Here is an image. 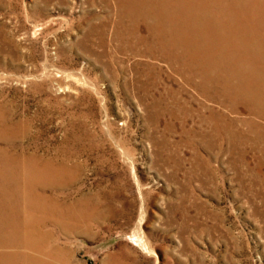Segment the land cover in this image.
Instances as JSON below:
<instances>
[{
  "label": "rangeland",
  "instance_id": "1",
  "mask_svg": "<svg viewBox=\"0 0 264 264\" xmlns=\"http://www.w3.org/2000/svg\"><path fill=\"white\" fill-rule=\"evenodd\" d=\"M144 3L0 0V264H264V0Z\"/></svg>",
  "mask_w": 264,
  "mask_h": 264
},
{
  "label": "bare ground",
  "instance_id": "2",
  "mask_svg": "<svg viewBox=\"0 0 264 264\" xmlns=\"http://www.w3.org/2000/svg\"><path fill=\"white\" fill-rule=\"evenodd\" d=\"M127 1V0H126ZM130 1L132 4H131V8H136L140 5V2L144 3V0H128ZM192 1H196V0H165V2L169 3V7L172 8V11L170 13H167V17H173V15L175 14V12L173 11V7L171 5V3H176V4H179L180 6H188ZM134 2H136L135 4H133ZM114 4V3H113ZM145 5V3H144ZM133 8V9H134ZM135 10V9H134ZM181 11V10H180ZM142 12V11H141ZM140 14L141 15H144V16H147V11L144 10V12H142ZM174 13V14H172ZM200 13V12H199ZM191 14V13H190ZM154 15V14H153ZM155 17V16H154ZM165 17V16H164ZM163 18V17H162ZM166 18V17H165ZM181 18V17H180ZM148 20V19H147ZM209 20V19H208ZM168 21H171L170 19ZM166 21V22H168ZM172 22V21H171ZM172 25V24H171ZM179 25V24H178ZM191 25V24H190ZM139 26V25H138ZM181 26V25H179ZM222 28V27H221ZM155 30V29H154ZM168 30L171 32H174V33H177L178 32V28H168ZM241 30V29H240ZM193 31V30H192ZM139 33V32H138ZM167 33V32H166ZM239 33V32H238ZM177 36H174V37H171L169 42L171 43H180L182 40H180V42H178L179 40L178 39H175ZM184 46L186 45L185 42L182 43ZM180 45V47H182L183 45ZM205 44V43H204ZM210 44V43H209ZM189 47V45L187 46ZM233 50V49H232ZM190 52V51H189ZM187 52V53H189ZM195 55L197 57V54L193 53V55H188V54H183V59H186L188 61V63L192 62L194 63V65H196V58H195ZM190 56V57H189ZM184 60V61H186ZM191 64V63H190ZM189 64V65H190ZM220 67V66H219ZM199 71V70H198ZM197 86V85H196ZM207 86V85H206ZM205 88V87H204ZM209 90L207 89L206 92H203L205 93L206 96H208V100L210 101H213L214 97H213V94L211 93V89L210 87L208 86ZM203 89V87H202ZM245 89V88H244ZM233 94L235 97H239L238 94L236 92H233L231 93ZM245 95V94H244ZM260 95V94H259ZM246 96V95H245ZM240 101V105H242L243 108H245L246 110H251V109H254L256 110L255 106H252L251 107V104L255 105V102L252 101V98H241L239 99ZM261 105V104H260ZM259 105V106H260ZM209 118L210 119H215L216 115L214 113V111L209 108ZM2 120H0V146H2L4 144L3 147H7L8 148V145L10 143V140L9 138L7 139V131L9 130L8 129V125L7 124H2ZM10 147V146H9ZM6 148V149H7ZM3 148L0 147V179H2V181H8V187L5 186V184L3 182L0 181V232L3 234L0 236V245H3V246H6L7 248H9L11 245H17V244H21L23 245L24 244V240L22 238H20V240L18 239V232L20 231L19 227H20V222L18 221V219H15L16 218V214H12L14 211L10 210V201H12V195L10 194V192L7 193V188L8 189H11V188H15V185L17 184V179L15 178V175H14V172L13 170L10 172L6 167H9V166H12L14 165L15 167L19 168V164L18 162H16L14 159H12V155L11 154H8L7 151H5ZM19 171V170H18ZM19 174V172H18ZM32 174V173H31ZM14 175V176H13ZM7 176H10V178H6ZM3 177V178H2ZM5 178V179H4ZM12 192V191H11ZM14 192V191H13ZM16 213V212H15ZM42 220L40 221V223H43V222H47L50 221V222H56L53 217L54 216V213H52L50 210L44 212V215L42 216ZM18 221V222H17ZM22 222V221H21ZM25 225V224H24ZM28 225V224H27ZM37 228V227H36ZM25 229V228H24ZM7 230H10L11 231V236L12 238H10V236L8 237V234H6V231ZM34 230V229H33ZM40 231V230H39ZM22 234V233H21ZM20 235V234H19ZM33 237V236H32ZM137 238V237H136ZM32 240V239H31ZM138 243L141 245V247H143V244L141 243V239L138 240ZM3 249H5L4 247H2ZM145 248V247H144ZM12 256L7 254V253H4V254H1L0 255V260L4 261V262H7L8 259H10ZM22 258L21 259H24L26 260L27 257H25V255L21 256ZM16 258V257H15Z\"/></svg>",
  "mask_w": 264,
  "mask_h": 264
}]
</instances>
